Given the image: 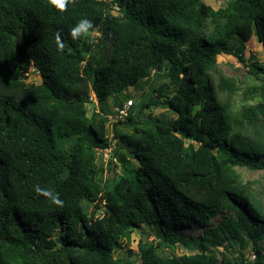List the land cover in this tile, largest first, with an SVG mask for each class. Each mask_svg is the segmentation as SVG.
<instances>
[{
	"label": "trees",
	"instance_id": "trees-1",
	"mask_svg": "<svg viewBox=\"0 0 264 264\" xmlns=\"http://www.w3.org/2000/svg\"><path fill=\"white\" fill-rule=\"evenodd\" d=\"M252 36L264 46V0H66L63 11L0 0V264H228L215 252L234 245L231 264H248V245L264 264V201L236 170H264V61L244 60ZM220 53L245 65L259 81L245 93L263 100L234 110L239 85ZM152 75L137 109L112 120L126 89ZM158 106L167 113L145 111ZM110 131L116 162L101 154ZM142 226L153 239L138 240L139 257L116 256ZM178 245L190 252H162Z\"/></svg>",
	"mask_w": 264,
	"mask_h": 264
},
{
	"label": "rangeland",
	"instance_id": "rangeland-1",
	"mask_svg": "<svg viewBox=\"0 0 264 264\" xmlns=\"http://www.w3.org/2000/svg\"><path fill=\"white\" fill-rule=\"evenodd\" d=\"M206 3L211 5L214 8H217L219 6H222L224 4L225 0H204ZM92 34H95L94 32ZM216 60L219 64V68L221 71H223L226 75L234 78L238 85L239 88L235 92H233L230 95V100L231 103L233 104L234 110H239L243 105L246 104H254L258 101L263 100L261 95L258 93H245V88L249 85L256 84L259 85V81L256 80L255 78L249 76L246 73V67L243 63L238 61L235 57L227 54L220 53L216 56ZM244 60L245 62H249L252 60L256 61H264V46L257 41V39L252 36V38L248 41L245 42V51H244ZM153 75L150 76L147 79L140 80L136 87H128L126 89V94L128 95L129 98H132L134 100L132 106L133 110L135 111L138 107L137 102L141 98V93L146 94L150 85L153 82ZM29 80H33L34 82H38L39 79L37 78L36 75L30 74ZM162 80V79H161ZM126 102L127 99L123 98V102ZM106 104H111L110 99L107 100ZM95 107V102L91 103L88 105V113L91 112L92 108ZM147 113H149L151 116H159L161 113H167L162 107H152L150 110H145ZM110 141H111V151L113 153L114 157H118L119 155L122 154L121 151H117L115 141L112 137V132L110 131L109 133ZM116 162L115 160H112ZM129 168H134L135 163L133 161H130L128 163ZM237 172L240 175L241 181L247 185L249 188V191L253 194V196L259 201L263 202L264 201V170H248L246 168H241L237 167L236 168ZM113 171L115 174L120 175L123 173V165L120 163H117L116 167H113ZM107 173H101L98 177L102 181L104 180L105 176ZM217 218L214 217L210 223H216ZM199 230L197 228H184L182 230V233L186 235H197ZM139 239H144V240H151L153 239V234L152 232L150 233L145 226H142L141 228H134L131 231L130 237L128 240L124 239L123 244L124 248L123 250H118L115 255L120 256V255H127V250L131 249L132 251V258H138L139 257V251L137 248V243ZM237 247L234 245L230 247L228 250L224 247H219L218 252H215L216 258L219 259L221 254L223 255L226 263L231 264L233 263V259L235 255L237 254ZM164 254H169V253H174V254H182V253H189L190 250L185 249L183 246H176L174 248H169V249H164L162 251ZM219 256V257H218ZM244 259L247 261L248 264H252L253 261V253L251 251V248L247 247V249L244 252ZM219 261V260H218Z\"/></svg>",
	"mask_w": 264,
	"mask_h": 264
},
{
	"label": "clouds",
	"instance_id": "clouds-1",
	"mask_svg": "<svg viewBox=\"0 0 264 264\" xmlns=\"http://www.w3.org/2000/svg\"><path fill=\"white\" fill-rule=\"evenodd\" d=\"M49 3L53 5L55 8L63 11L66 6V0H49ZM91 22L88 20H81L75 27L72 28L71 30V38L73 40L77 39L80 37L82 34L86 33L89 28H91ZM57 43L60 44V38L59 36L56 37ZM61 47L63 46L62 44L60 45ZM37 192H42L45 197H49L52 202L58 206H62L63 202L55 196L52 192L43 190L39 187L36 188Z\"/></svg>",
	"mask_w": 264,
	"mask_h": 264
},
{
	"label": "built area",
	"instance_id": "built-area-1",
	"mask_svg": "<svg viewBox=\"0 0 264 264\" xmlns=\"http://www.w3.org/2000/svg\"><path fill=\"white\" fill-rule=\"evenodd\" d=\"M95 102V100H93ZM133 104V99H128L125 103L122 104L121 107L117 108V113L111 117L112 120H117L125 117L128 113V107ZM101 154L104 161H107L108 159L115 160V157L111 153V147H107L103 150H101Z\"/></svg>",
	"mask_w": 264,
	"mask_h": 264
},
{
	"label": "water",
	"instance_id": "water-1",
	"mask_svg": "<svg viewBox=\"0 0 264 264\" xmlns=\"http://www.w3.org/2000/svg\"><path fill=\"white\" fill-rule=\"evenodd\" d=\"M159 69V67H157Z\"/></svg>",
	"mask_w": 264,
	"mask_h": 264
}]
</instances>
